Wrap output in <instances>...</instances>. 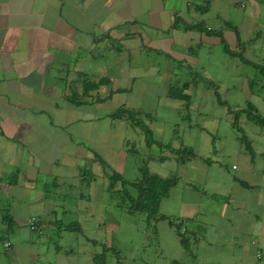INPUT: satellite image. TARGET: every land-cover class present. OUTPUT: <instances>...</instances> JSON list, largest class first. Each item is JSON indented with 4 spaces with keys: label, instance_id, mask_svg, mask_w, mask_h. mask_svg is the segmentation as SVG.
<instances>
[{
    "label": "crops",
    "instance_id": "0c3cea01",
    "mask_svg": "<svg viewBox=\"0 0 264 264\" xmlns=\"http://www.w3.org/2000/svg\"><path fill=\"white\" fill-rule=\"evenodd\" d=\"M229 1L0 0V226L7 227V217L31 233V218L48 223V229L58 222L62 226L56 208L70 210L64 200L60 205L49 200L51 190L72 178L80 180L82 170L91 167L92 172L99 157L123 176L101 148L105 140L118 137L119 125H129L110 116L126 106L105 107L115 97L134 93L137 84L143 88L162 77L161 65L144 57L171 60L170 50L182 47L198 60L205 39L216 40L208 45L211 49L231 47L230 31L238 38L231 48L243 43L247 57L256 40H240V27L224 13ZM243 2L235 0V5ZM247 17L261 27L255 17ZM260 58L250 60L264 63V55ZM176 62L173 74L193 69L185 58ZM250 146L245 168L227 180L224 207L227 222L234 221L235 228L249 225L257 237L252 245L258 246L264 241V146L260 152L251 141ZM258 154L261 166L255 163ZM185 205L191 211L178 217L196 222L198 206Z\"/></svg>",
    "mask_w": 264,
    "mask_h": 264
},
{
    "label": "rangeland",
    "instance_id": "374dc122",
    "mask_svg": "<svg viewBox=\"0 0 264 264\" xmlns=\"http://www.w3.org/2000/svg\"><path fill=\"white\" fill-rule=\"evenodd\" d=\"M224 13L227 21L240 27V40H256L247 57L254 61L261 59L264 0H246L243 6H236L235 0H231ZM247 16L255 17L261 27ZM258 34L260 37L256 39ZM227 37L234 47L238 41L235 32H227ZM213 41L216 42L205 39L198 60L182 47L170 50L171 60L157 55L144 57L145 61L161 65L162 77L152 78L143 88L137 84L134 93L115 97L105 107V111L123 104L132 109L140 107L153 115L154 120L144 119V122L153 131L155 140L176 149L188 146L196 153L197 158L189 163L180 162L171 150L156 144L148 146L139 129L124 124L115 128L118 137L115 134L110 141L105 140L101 148L129 181H136L145 169L161 177H179L177 185L166 196L162 195L158 202L150 199L148 203L157 212L156 216L172 218L191 211L186 203L198 206L201 214L197 221L182 225L181 231L189 239L188 247L181 244L168 220H157L148 212L130 211L128 201L112 196L109 192L111 168L103 167L99 161L91 169L95 177L92 182L90 174L85 172L84 180L72 178L65 185L53 187L49 195L52 203L60 205L64 200L70 210L63 213L61 206L57 207V219L66 225L79 223L83 234L55 227L38 235L14 227L5 239L13 244L11 251L5 249L6 241L0 240V264H96L93 257L102 254L103 245L113 250L106 253L105 264H264V241L253 246L252 241L257 237L250 232L249 225L235 228L234 221L227 222L224 207L227 180L237 176L249 159L248 149L239 138L245 133L246 139L260 152L264 146V128L248 121L245 115L238 122L242 131L233 127V116L219 103L211 84L218 83V95L231 108H244L249 100L263 116L264 91L260 93V86H256L252 94L247 81L260 77L255 68L229 56L222 48H209ZM181 58L193 69L181 67V72L173 74V64ZM187 81L193 83L189 88L184 87ZM185 94L187 100L180 97ZM117 148L121 149L120 156L115 152ZM255 163L263 164L259 154ZM88 182L92 184L89 187ZM120 187L117 183L115 188ZM130 191L135 193L132 188ZM6 230L7 227L0 226V235ZM258 250L262 254L260 258ZM113 252L120 254L121 259Z\"/></svg>",
    "mask_w": 264,
    "mask_h": 264
},
{
    "label": "trees",
    "instance_id": "16d2710c",
    "mask_svg": "<svg viewBox=\"0 0 264 264\" xmlns=\"http://www.w3.org/2000/svg\"><path fill=\"white\" fill-rule=\"evenodd\" d=\"M188 28H196V29H200V26L198 25H194V26H189ZM224 49L225 51L229 54V56L231 57H235V58H239V60L247 65H250L252 67L255 68L257 75H259L260 77L257 78H253L249 81V86L252 90L253 93H255V87L256 86H260V92L264 91V63H256L250 59H248L245 56V48H243V43H239L237 49L233 50L229 44L224 45ZM107 80H103V82L101 81V83H99L98 85H101L102 83H106ZM262 83V84H260ZM189 84V83H188ZM212 87L215 89L216 92V96L219 100V103L223 106V107H227L228 109V113L230 115L233 116V122L232 125L233 127H235L237 130L242 131V128L239 127L238 122H239V118L242 115H245L246 119L258 126H260L261 128H264V116L257 110V108L255 107V105L250 102L249 100L246 102V106L244 108L241 109H233L231 108L228 103L226 101H223L220 96L218 95L217 92V85L216 84H211ZM185 87V86H184ZM186 88V87H185ZM171 94V93H170ZM112 96V94H110L108 96V98H110ZM183 96L186 100L188 99V96L185 95H180V97ZM189 106V102H186ZM111 118L114 120H120V121H124L127 124L131 125L132 127L139 129L142 134L144 135V139L145 142L148 146L151 145H158L161 148H166L172 151V154L174 155V157L183 163H186L188 161L194 160L197 158L196 153L194 152V150L191 147L185 146V147H181V148H173L170 144H163L157 140H155L154 135H153V131L150 129V127L144 122V119H148V120H154L153 115L149 114V113H145L142 110L139 109H129L126 108L124 106H121L120 108H118L114 113H112ZM240 141L242 143H245L246 148L251 151V146H250V142L246 139V135L245 133L242 134V136L239 138ZM252 153V151H251ZM102 164L103 167H107V163L101 159L99 157L98 159ZM208 161L207 163L210 164L211 160H206ZM109 167V166H108ZM112 174L110 175V179L112 180V186L109 187V192L113 195L116 196H120L121 199L123 201H128L130 203V211H139V212H148L150 214H152L154 217L157 215V212L155 210H153L150 206L148 201L150 199L154 200V202H158V200L160 199V197L166 196L168 190L174 186L177 185L179 177L176 175H171L169 177H161L158 174L155 173H151L149 172L147 169L142 170V176L138 179H136V181H129L127 179H125L122 174L116 172L114 169L111 170ZM86 172V174H90V179L91 182L92 180H94V176L93 173L86 169V170H82L81 172V180H84V173ZM90 172V173H88ZM92 174V175H91ZM91 182H88V187L90 186ZM119 183L121 185L120 188H115L116 184ZM134 189L135 193H131L130 189ZM157 220H161V219H165L168 220L170 225L172 227L175 228L177 235L180 238V242L184 247H188V238L186 237V232H182V225L184 223H187L188 220L184 219V218H172L169 216H165V215H158L156 216ZM38 220V224H44L46 226V229L49 228V224L42 221L40 218H37ZM6 224H7V230L5 231V233H3L2 235H0V240L6 241L5 239L8 238V234L11 233L15 227V222L14 219L11 217H7L5 218ZM29 227V226H28ZM57 228H59V230H66V231H78L80 233L83 232V229L81 227V225L77 222L72 223V224H68V225H64L62 224V226H59V222H58V226ZM30 229V228H29ZM46 229L42 230V231H32L35 232V234H42ZM83 234V233H82ZM93 244H98L97 242L90 240ZM6 243H9V247L7 248L5 246ZM4 247L6 250H10L12 247V244L9 241H6L4 243ZM112 250L111 248L103 245V252L102 254H98L95 255L94 261L96 264H105L106 263V253ZM113 251V250H112ZM115 253V255L121 259V255ZM119 264H123V263H119Z\"/></svg>",
    "mask_w": 264,
    "mask_h": 264
},
{
    "label": "built area",
    "instance_id": "2783aa9c",
    "mask_svg": "<svg viewBox=\"0 0 264 264\" xmlns=\"http://www.w3.org/2000/svg\"><path fill=\"white\" fill-rule=\"evenodd\" d=\"M37 222H38L37 218H31L28 221V226H29L31 231H42V230L46 229V226L44 224L37 225L38 224ZM5 246L8 248L9 243H6ZM261 256H262V254L258 250L257 251V257L260 258Z\"/></svg>",
    "mask_w": 264,
    "mask_h": 264
}]
</instances>
